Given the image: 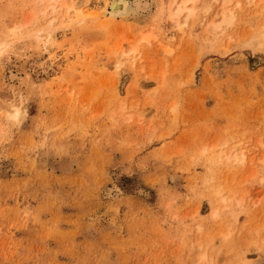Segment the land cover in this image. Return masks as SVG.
Returning <instances> with one entry per match:
<instances>
[{
	"label": "rangeland",
	"instance_id": "374dc122",
	"mask_svg": "<svg viewBox=\"0 0 264 264\" xmlns=\"http://www.w3.org/2000/svg\"><path fill=\"white\" fill-rule=\"evenodd\" d=\"M110 1L0 0V264H264V0Z\"/></svg>",
	"mask_w": 264,
	"mask_h": 264
},
{
	"label": "bare ground",
	"instance_id": "6f19581e",
	"mask_svg": "<svg viewBox=\"0 0 264 264\" xmlns=\"http://www.w3.org/2000/svg\"><path fill=\"white\" fill-rule=\"evenodd\" d=\"M224 1V0H223ZM202 2V1H201ZM228 4L229 2H230V0L227 2V1H224L223 2V4H225L226 5V3ZM197 3H198V0H180L179 2H177V0H171V2H170V4L168 3V10H167V8H166V10H167V12H169V14H167L168 16H169V22L171 23V25H174V26H176V27H181V23L179 24V21H180V19H181V17L183 16V18H184V22H183V25H185L187 22H188V20H190V19H192V18H194V17H196L195 16V14H196V9H200V8H198L201 4L200 3H198V4H200V5H198V7L196 6L197 5ZM254 3V0H247V5H252ZM107 6V5H106ZM128 6H129V2H128V0H111L110 2H109V4H108V14L110 15L109 17H112V18H115V17H118V16H120V15H122V14H125L126 13V11H127V8H128ZM202 9H204V7L202 8ZM201 9V10H202ZM261 9H263L262 11L264 12V1H263V4H262V8ZM206 11V10H205ZM224 12H225V9L223 10ZM203 12V11H202ZM224 12H223V14H222V16H224ZM203 15V14H202ZM232 16V15H231ZM116 19V18H115ZM226 19V17L224 18H222V21L221 22H219V23H217V29H218V27L220 26V24L223 22V23H225V20ZM217 22V21H216ZM210 23H213V22H210ZM229 23H231L230 21H229ZM214 24V25H213ZM212 25H210V26H212L211 27V29H209L208 27V30H209V32H211L212 30L214 31V30H217L216 28H215V23H213ZM228 24V23H227ZM263 28H264V26H263ZM262 28V29H263ZM208 30L206 29V31L208 32ZM211 30V31H210ZM264 30V29H263ZM262 30V31H263ZM263 34V37H261L262 39L264 38V32H262ZM258 36V35H257ZM260 36H261V33H260ZM46 37V36H45ZM255 38V37H254ZM258 39V38H257ZM259 40H261L260 38H259ZM262 43V42H261ZM263 44H264V42H263ZM235 150V149H234ZM236 151V150H235ZM238 151V150H237ZM237 151L234 153L235 155H233L232 156V158H234L235 160L240 156V157H242V160L241 159H239L240 160V162H243V160H244V156H243V154H239V153H241V151L240 152H238L237 153ZM231 158V157H230ZM233 161V160H232ZM238 162V161H237ZM239 163V162H238ZM217 212L215 211L214 212V215H215V217H217ZM198 246V245H197ZM201 258L202 259H204L205 258V256L204 255H201Z\"/></svg>",
	"mask_w": 264,
	"mask_h": 264
}]
</instances>
